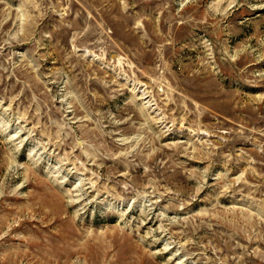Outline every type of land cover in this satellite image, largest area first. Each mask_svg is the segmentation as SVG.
<instances>
[{
  "label": "rangeland",
  "instance_id": "374dc122",
  "mask_svg": "<svg viewBox=\"0 0 264 264\" xmlns=\"http://www.w3.org/2000/svg\"><path fill=\"white\" fill-rule=\"evenodd\" d=\"M0 264H264V0H0Z\"/></svg>",
  "mask_w": 264,
  "mask_h": 264
}]
</instances>
